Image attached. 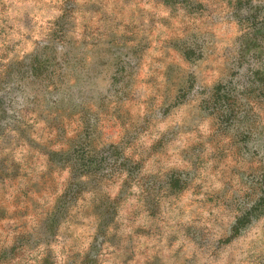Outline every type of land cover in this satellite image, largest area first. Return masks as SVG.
Listing matches in <instances>:
<instances>
[{
  "label": "rangeland",
  "instance_id": "1",
  "mask_svg": "<svg viewBox=\"0 0 264 264\" xmlns=\"http://www.w3.org/2000/svg\"><path fill=\"white\" fill-rule=\"evenodd\" d=\"M0 264H264V0H0Z\"/></svg>",
  "mask_w": 264,
  "mask_h": 264
}]
</instances>
